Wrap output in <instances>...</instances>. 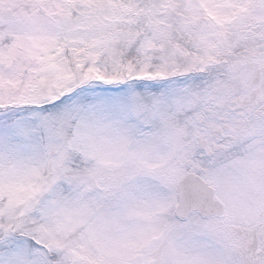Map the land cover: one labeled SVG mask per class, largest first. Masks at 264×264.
I'll return each instance as SVG.
<instances>
[{
  "label": "snow or ice",
  "instance_id": "obj_1",
  "mask_svg": "<svg viewBox=\"0 0 264 264\" xmlns=\"http://www.w3.org/2000/svg\"><path fill=\"white\" fill-rule=\"evenodd\" d=\"M0 264H264V0H0Z\"/></svg>",
  "mask_w": 264,
  "mask_h": 264
}]
</instances>
